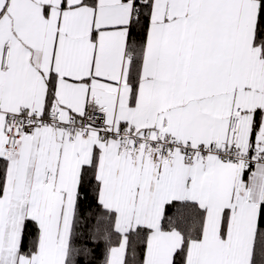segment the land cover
<instances>
[{
    "label": "snow or ice",
    "instance_id": "1",
    "mask_svg": "<svg viewBox=\"0 0 264 264\" xmlns=\"http://www.w3.org/2000/svg\"><path fill=\"white\" fill-rule=\"evenodd\" d=\"M0 264H264V0H0Z\"/></svg>",
    "mask_w": 264,
    "mask_h": 264
}]
</instances>
